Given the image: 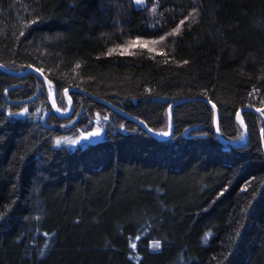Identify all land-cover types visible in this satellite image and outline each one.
<instances>
[{
  "label": "trees",
  "instance_id": "1",
  "mask_svg": "<svg viewBox=\"0 0 264 264\" xmlns=\"http://www.w3.org/2000/svg\"><path fill=\"white\" fill-rule=\"evenodd\" d=\"M97 98L157 133L187 101L160 139ZM244 108H264V0H0V264H264V111Z\"/></svg>",
  "mask_w": 264,
  "mask_h": 264
},
{
  "label": "water",
  "instance_id": "2",
  "mask_svg": "<svg viewBox=\"0 0 264 264\" xmlns=\"http://www.w3.org/2000/svg\"><path fill=\"white\" fill-rule=\"evenodd\" d=\"M6 72H8L9 74H12V75H22L24 73H33V74H36L38 75L47 85L50 84L48 79L40 72V71H37V68H30L28 69L26 72H23V73H17V72H14L6 67H2ZM81 91V90H80ZM69 92V90L67 91V93ZM84 92V91H82ZM67 98L69 100V103H70V110L68 111V113L66 114H61L63 116H68L72 113V110H73V102L70 98L69 95H67ZM35 100V98H30V99H25V100H21V101H15V102H12L11 101V104H20V105H23V104H27V103H31ZM97 100L99 102H102L104 103L106 106H108L113 112H115L116 114H119L127 119H130L134 122H137L139 124L142 125V127H144L151 135L153 136H156L160 139H169L172 137L173 133H174V123H173V114H172V111H173V108L178 105L179 103L183 102V101H187L186 100H180V101H176L174 102L173 104H171L168 108V113H169V120H170V130H169V133L166 137H159L156 135V133L154 131H152L143 121L139 120L138 118H136L135 116H132L130 114H127L125 112H123L122 110H120L119 108H117L115 105H113L112 103L106 101V100H103V99H100V98H97ZM205 102L209 103V104H212L209 100H206V99H203ZM52 104H53V107L54 109L58 112V107H57V104H56V100H55V96L52 97ZM244 110H252V111H255V112H263L264 111V108H261V109H252V108H244L243 110H241L239 113H238V119L239 121L241 122V124L244 126V121L242 119V112ZM215 111H216V133L219 134V127H218V117H219V113H218V110L217 108H215ZM60 113V112H59ZM42 123L45 124V118L42 120ZM91 133H95V135H90ZM185 136H187L185 134ZM102 137V132L100 131H90L88 132L86 135H85V138L88 139V140H99L100 138ZM248 140V136L246 135L243 142L241 143V145H244L246 144ZM224 141V140H223ZM224 142H227V141H224ZM230 144H234L233 142H228Z\"/></svg>",
  "mask_w": 264,
  "mask_h": 264
},
{
  "label": "rangeland",
  "instance_id": "3",
  "mask_svg": "<svg viewBox=\"0 0 264 264\" xmlns=\"http://www.w3.org/2000/svg\"><path fill=\"white\" fill-rule=\"evenodd\" d=\"M49 91H50L51 96L53 97L54 96V93H55L54 90H53V87H50L49 88ZM51 102H52V98H51ZM68 104H69V107H68V110L67 111L58 110V112H60V114H66V113H68V111L70 110L69 100H68ZM105 117H106V119H105ZM96 123H97V126L95 128V131L103 132V130L105 129V126L107 124H109V123H110V125L113 124V117L110 114H107V115H104V116H98ZM87 133L88 132L81 133V134H79L76 137H70V136L61 135V136L57 137V139H56V145L57 146H67L68 148H71V149H75L78 146H86L87 144L92 143V142L95 141V140H88V139H86L85 138V135ZM155 133L159 137H166L167 136V135H163L162 134L164 132H158V133L155 132ZM167 133H169V132H167ZM57 140H60V143L59 144L57 143ZM71 141H76V143H72Z\"/></svg>",
  "mask_w": 264,
  "mask_h": 264
},
{
  "label": "snow or ice",
  "instance_id": "4",
  "mask_svg": "<svg viewBox=\"0 0 264 264\" xmlns=\"http://www.w3.org/2000/svg\"><path fill=\"white\" fill-rule=\"evenodd\" d=\"M138 2H139V0H138ZM180 23L182 25L184 23V21H181ZM179 31H180V27L177 26V28L173 30V34H177V33H179ZM163 39H164V37H161V40H163ZM157 42L158 41H152V43H157ZM137 44H138V40L137 41H131L130 42V46H136ZM140 46L147 48L148 47V44L147 43H144V44H142ZM109 54H111V51L109 52ZM77 67H79V65H77ZM37 71H41V70L40 69H37ZM65 91H67V90H65ZM105 119H106V117H105ZM162 134L163 135H168L167 132H164ZM90 135H95V133H91ZM71 142L72 143H76V141H71ZM57 143L59 144L60 143V140H57ZM131 246L134 248L135 247V244H133ZM153 247H159V242H154Z\"/></svg>",
  "mask_w": 264,
  "mask_h": 264
}]
</instances>
